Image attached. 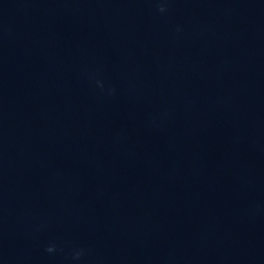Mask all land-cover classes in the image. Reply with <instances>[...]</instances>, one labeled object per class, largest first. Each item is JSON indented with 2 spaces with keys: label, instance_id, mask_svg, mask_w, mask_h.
Wrapping results in <instances>:
<instances>
[{
  "label": "clouds",
  "instance_id": "1",
  "mask_svg": "<svg viewBox=\"0 0 264 264\" xmlns=\"http://www.w3.org/2000/svg\"><path fill=\"white\" fill-rule=\"evenodd\" d=\"M160 11H164V9L161 8ZM47 250H48L49 252H52L54 249L50 247V248H48Z\"/></svg>",
  "mask_w": 264,
  "mask_h": 264
}]
</instances>
